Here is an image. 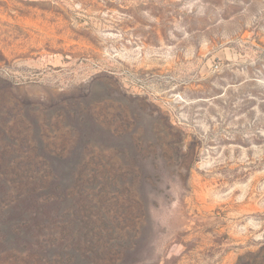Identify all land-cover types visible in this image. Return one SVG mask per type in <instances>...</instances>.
<instances>
[{
    "label": "rangeland",
    "instance_id": "rangeland-1",
    "mask_svg": "<svg viewBox=\"0 0 264 264\" xmlns=\"http://www.w3.org/2000/svg\"><path fill=\"white\" fill-rule=\"evenodd\" d=\"M56 177L0 264H264V0H0V181Z\"/></svg>",
    "mask_w": 264,
    "mask_h": 264
},
{
    "label": "trees",
    "instance_id": "trees-1",
    "mask_svg": "<svg viewBox=\"0 0 264 264\" xmlns=\"http://www.w3.org/2000/svg\"><path fill=\"white\" fill-rule=\"evenodd\" d=\"M169 126L175 128L170 123ZM12 181L16 183V181ZM66 181L61 177H56V180L53 181L59 187L62 195L52 193L43 195L34 187L23 186L21 183L7 185L5 179L1 180L0 201L5 199L6 202L0 211L2 242L9 246L13 245L14 248H19V251L26 252L32 257L35 256L38 252L36 250L38 239L36 233L43 225L51 221L49 211L64 204L66 197L63 194L64 191H67ZM263 253V251L257 253L256 257L262 256Z\"/></svg>",
    "mask_w": 264,
    "mask_h": 264
}]
</instances>
